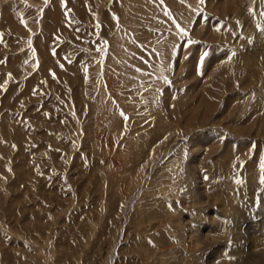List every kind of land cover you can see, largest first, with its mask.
Listing matches in <instances>:
<instances>
[{
  "label": "rangeland",
  "instance_id": "rangeland-1",
  "mask_svg": "<svg viewBox=\"0 0 264 264\" xmlns=\"http://www.w3.org/2000/svg\"><path fill=\"white\" fill-rule=\"evenodd\" d=\"M261 29L264 0H0V264H264Z\"/></svg>",
  "mask_w": 264,
  "mask_h": 264
},
{
  "label": "snow or ice",
  "instance_id": "snow-or-ice-1",
  "mask_svg": "<svg viewBox=\"0 0 264 264\" xmlns=\"http://www.w3.org/2000/svg\"><path fill=\"white\" fill-rule=\"evenodd\" d=\"M200 2L203 3L204 0H200ZM177 27H179V26H177ZM180 31H181V32H184L183 29H180ZM261 31H264V29H261ZM185 34H186V33H185ZM0 37H2V34H0ZM53 54H55V52H53ZM9 75H10V74H9ZM52 75H53V77L55 78V74L52 73ZM166 82H167V81H166ZM122 115H123V113H122ZM124 118L127 119V117H124ZM261 169H262V171H264V164L261 165ZM261 183H264V177H261Z\"/></svg>",
  "mask_w": 264,
  "mask_h": 264
}]
</instances>
